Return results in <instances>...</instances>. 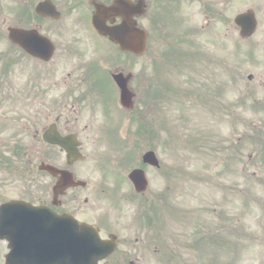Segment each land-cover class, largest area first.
<instances>
[{"label": "flooded vegetation", "instance_id": "1", "mask_svg": "<svg viewBox=\"0 0 264 264\" xmlns=\"http://www.w3.org/2000/svg\"><path fill=\"white\" fill-rule=\"evenodd\" d=\"M45 1L58 13L55 18L37 15V6ZM119 1L126 7L124 13L135 14L148 35L145 67L140 73L139 57L123 52L92 25L97 6L111 7ZM138 1L22 0L25 17L30 18L24 24H32V29L51 42L45 55L48 61L11 43L0 54V96L4 99L0 115L8 117L0 131L7 132L0 141V218L3 204L25 202L37 209L36 218L44 220L50 234V241L44 237L50 247L39 245L27 264L70 261L68 248L57 244L58 235L65 234L56 227L57 217H72L81 226L95 228L94 239L110 244L105 247V259L97 264H153L155 257L165 262L170 255L169 177L144 163L145 154L162 145L161 134L167 130L161 104L169 88L157 76H149L155 50L161 42L165 50L169 48L176 33L195 37L197 44L192 47L197 50L202 37L205 41L226 37L232 46L234 30L241 34L235 18L250 11L256 19L253 37L264 38V0H252L253 8H248L246 0H144L142 17L132 12ZM235 5L239 6L234 16ZM112 20L108 27L122 22L120 17ZM120 85L129 93V109L122 105ZM133 131L135 140L125 137L121 145V133ZM114 150L117 158L111 161ZM137 170L147 178L149 187L144 193H137L131 179ZM10 212L0 221V264H9L16 236L10 220L16 217L15 210ZM215 214L220 220L228 218V214ZM201 221L199 216L193 227L198 237ZM221 231L220 238L228 239L233 233L228 226ZM22 258L19 263L25 264L27 255Z\"/></svg>", "mask_w": 264, "mask_h": 264}, {"label": "rangeland", "instance_id": "2", "mask_svg": "<svg viewBox=\"0 0 264 264\" xmlns=\"http://www.w3.org/2000/svg\"><path fill=\"white\" fill-rule=\"evenodd\" d=\"M246 2L249 4V7L245 6L246 8L256 6L251 5L252 0H246ZM238 6H234V16L238 12ZM26 14L25 9H22V0H0V54L5 47L8 49L6 29L25 21ZM28 26L27 29L34 27L32 24ZM235 36H237L236 33ZM243 48L244 44L241 45V49L234 50L233 70H230V75L227 70L218 71L214 54L210 52L212 63L208 61L206 66L205 61L202 60V63L195 68L192 65L191 71L185 73L182 71L179 76H175L177 92L171 96L173 99L167 113L168 131L161 134V140L164 141L162 143L163 150L160 148L158 156L163 166L162 173L168 177L171 176L169 178L170 192L168 193L170 214L167 222L171 246H173L177 257L179 253L177 245L184 233H192L193 225L198 220L196 212L199 209L202 211L201 222L206 223V226H212L217 233L224 234V231H218V228L224 224L228 227L241 228L243 223L248 222L249 236L244 239L240 238L241 235L235 237L232 251L230 244L225 246L226 236L214 240L218 246L211 242H205L200 244L199 249L186 248V251L179 253L184 261L180 259L177 261L178 258L170 256L171 264H213L215 261L219 264H264V241L252 238L261 239L264 235V88L262 85L255 86L253 78L250 79L248 94H252L253 101H248L247 106H244L247 90L245 79L253 73L256 75L257 71L252 55H250L249 68L243 65L246 63L244 62ZM250 50L257 60L261 56L258 73L264 74V50L260 48ZM224 55V51H218L219 67ZM206 56L209 55L206 54ZM145 62L146 58L138 61V73L144 69ZM202 64H204L203 67H201ZM202 71L210 78H203L200 74ZM24 76L27 79V75ZM259 80L263 82L261 78ZM1 87L2 79L0 80V89ZM187 90L216 93L217 108L215 112L213 113L212 108L208 105L203 106L202 103L194 100L196 94H191V97H178V95L187 94ZM257 91H259L261 99L256 97ZM183 98L185 100L181 102L180 100ZM258 99L261 101L256 102ZM3 101V97L0 96V111L4 109ZM254 102L258 103L259 107H253ZM9 111L10 109L7 110V112ZM234 111L236 112L234 113ZM231 112L236 119H241L242 122L234 125L230 118ZM0 118H2L0 120V131H2L8 117L2 114ZM244 123H248L249 127L247 128ZM256 128L259 129L255 130ZM135 132H123L121 136L134 140ZM6 133L0 132V141L5 138ZM238 141L243 144L237 145ZM121 142L123 143L124 139ZM193 147H195L194 150H192ZM10 151L14 152L15 149L11 148ZM13 156V153L10 154L11 158ZM113 157L117 158L116 152ZM158 173L161 179V172ZM200 175L203 177V181H201L203 186L200 187L201 193H198L199 184L194 181V178ZM12 177L11 174L8 176L9 181ZM229 184L241 192L237 194L233 190L232 199L227 202L225 189ZM159 188L161 189L162 185ZM244 194H248V197H244ZM197 195H201V197ZM198 198H201L200 204ZM254 201H256V205ZM209 202L212 203L209 205ZM230 202L234 209L233 217L232 222L226 224L224 219L215 218L213 206H220L225 210V206ZM248 206L249 212L246 219L242 212L247 211ZM261 207L263 212H261ZM183 213H186L184 218L182 217ZM217 214L222 215L219 211ZM225 215L223 214V216ZM239 217L241 218L240 224L236 222V218ZM228 220L230 219L228 218ZM215 251L227 255V257L218 254L214 258L207 256L214 254ZM153 264L161 263L154 259ZM167 264L169 263L167 262Z\"/></svg>", "mask_w": 264, "mask_h": 264}, {"label": "water", "instance_id": "3", "mask_svg": "<svg viewBox=\"0 0 264 264\" xmlns=\"http://www.w3.org/2000/svg\"><path fill=\"white\" fill-rule=\"evenodd\" d=\"M143 36L139 33L138 34V47L140 48V45L142 44V42H143ZM150 157V156H149Z\"/></svg>", "mask_w": 264, "mask_h": 264}]
</instances>
